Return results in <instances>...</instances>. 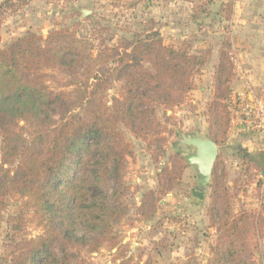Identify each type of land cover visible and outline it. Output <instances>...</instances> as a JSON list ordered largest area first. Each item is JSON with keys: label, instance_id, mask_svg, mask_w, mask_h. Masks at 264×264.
Segmentation results:
<instances>
[{"label": "trees", "instance_id": "16d2710c", "mask_svg": "<svg viewBox=\"0 0 264 264\" xmlns=\"http://www.w3.org/2000/svg\"><path fill=\"white\" fill-rule=\"evenodd\" d=\"M106 30L98 28L99 43L95 34L68 28L45 38L27 32L0 49V223L7 199L21 198L6 220L17 233L11 264H71L73 251L84 246L114 245L112 224L124 207L105 185L122 184L129 150L120 126L136 137L154 133L156 107L181 104L205 61L165 45L152 28L112 44L100 37ZM231 78L228 59L220 57L208 109L216 144L228 125ZM210 181L208 217L216 238L206 264H252L262 218L246 210L232 214L216 164ZM28 210L40 234L25 233ZM120 264L154 263L123 255Z\"/></svg>", "mask_w": 264, "mask_h": 264}, {"label": "rangeland", "instance_id": "374dc122", "mask_svg": "<svg viewBox=\"0 0 264 264\" xmlns=\"http://www.w3.org/2000/svg\"><path fill=\"white\" fill-rule=\"evenodd\" d=\"M100 26L108 29L100 36L108 44L120 36L131 37L132 31L152 28L165 45L202 54L205 61L194 71L192 88L181 104L156 107L159 126L154 133L136 137L120 126L129 150L122 184L105 185L117 191L124 207L112 224L114 245L97 251L84 246L73 251L71 264H120L123 255L140 263L149 257L154 264H206L216 238L208 217L211 181L197 191L196 168L182 156L192 148L177 139L196 132L210 138L214 77L220 57L227 58L232 78L224 100L228 125L219 137L214 162L218 183L227 190L232 214L250 211L264 223V129L239 105L240 97L252 106L260 97L259 91L254 94L253 83L260 76L254 59L264 70V0H0V49L27 32L45 38L58 27L78 36L95 34L99 43ZM235 79L254 101L235 90ZM20 201L18 195L11 196L2 212L0 264L12 262L11 240L17 233L9 231L6 220ZM26 214L25 233L40 234L31 211ZM252 264H264V227L257 234Z\"/></svg>", "mask_w": 264, "mask_h": 264}, {"label": "water", "instance_id": "95a60500", "mask_svg": "<svg viewBox=\"0 0 264 264\" xmlns=\"http://www.w3.org/2000/svg\"><path fill=\"white\" fill-rule=\"evenodd\" d=\"M83 14H86L84 10ZM177 142L192 148L191 152H183L182 156L187 164L194 165L196 168L198 173L196 187L199 192L208 186L210 182L213 165L218 153V146L211 138L201 136L198 132L182 135L177 139Z\"/></svg>", "mask_w": 264, "mask_h": 264}, {"label": "crops", "instance_id": "0c3cea01", "mask_svg": "<svg viewBox=\"0 0 264 264\" xmlns=\"http://www.w3.org/2000/svg\"><path fill=\"white\" fill-rule=\"evenodd\" d=\"M255 62H257L255 65L256 67L254 68L256 70L257 73L260 74V76L257 78L258 81L257 83H255L257 86H255V84L253 83V92L254 94L256 95H259L260 94V97L259 98H256L257 100H259L263 106V109H264V70H260L259 67H258V64H260V60L259 59H254ZM262 66V65H261ZM256 72H252L253 76H256ZM246 74V72H245ZM243 76V75H242ZM250 80H251V73L247 75ZM255 82V81H254ZM233 85L235 86V90L238 92V93H245L246 90L244 89V86H243V83L237 81L236 79L233 81ZM245 85V84H244ZM257 91V92H255ZM258 91H259V94H258ZM246 96L247 98H251L252 101H254L253 97L251 96V94L247 93L246 92ZM255 99V100H256Z\"/></svg>", "mask_w": 264, "mask_h": 264}, {"label": "built area", "instance_id": "2783aa9c", "mask_svg": "<svg viewBox=\"0 0 264 264\" xmlns=\"http://www.w3.org/2000/svg\"><path fill=\"white\" fill-rule=\"evenodd\" d=\"M239 99V105L242 111L245 112V115H249L250 113L253 114V116L258 119V125H260L261 128L264 129V109L261 102L258 100L255 102V105L252 106L250 104H246L242 97H240ZM256 119H253V121ZM247 123H251V121L247 120Z\"/></svg>", "mask_w": 264, "mask_h": 264}]
</instances>
